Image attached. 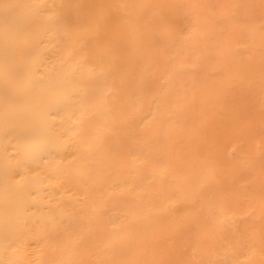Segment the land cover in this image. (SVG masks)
<instances>
[{"label":"bare ground","instance_id":"bare-ground-1","mask_svg":"<svg viewBox=\"0 0 264 264\" xmlns=\"http://www.w3.org/2000/svg\"><path fill=\"white\" fill-rule=\"evenodd\" d=\"M0 264H264V0H0Z\"/></svg>","mask_w":264,"mask_h":264}]
</instances>
